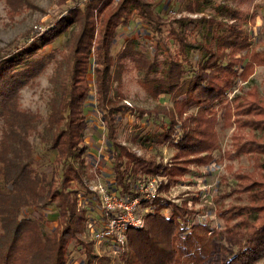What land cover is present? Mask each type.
Masks as SVG:
<instances>
[{
    "label": "trees",
    "instance_id": "trees-1",
    "mask_svg": "<svg viewBox=\"0 0 264 264\" xmlns=\"http://www.w3.org/2000/svg\"><path fill=\"white\" fill-rule=\"evenodd\" d=\"M65 12L56 25L34 35L19 48L0 56V116L8 121L0 143V264H71L70 244L81 243L85 257L81 264L100 259L80 233L86 223L80 191H92L84 181L83 168L88 143L84 103L89 96L88 71L91 55L95 60L96 105L108 125L113 147L115 183L122 196L142 197L140 206H149L141 227L127 231L126 261L129 264H255L264 257V101L256 98L242 103L239 94L230 92L239 76L264 64V47L253 45L251 33L236 19L239 9L223 4L217 15H181L168 22L156 15L153 0H84ZM193 7H191V10ZM136 12L141 21L159 36L167 34L175 45L166 57L150 58L136 49L135 38H128L119 57L133 56L143 76L141 85L154 97L170 94L173 107L160 118L162 130L144 139L177 145L176 164L146 158L114 136L113 122L127 111L142 117L155 114L129 104H118L109 96L111 68L116 62L111 48L121 24L128 25ZM229 15L228 19L226 16ZM69 49L70 81L66 93L50 113L54 127L50 147L56 151L53 173H38L34 167L32 144L27 140L36 128L35 116L20 109L17 75L34 70L35 54L57 34L73 23ZM157 48L160 46L158 43ZM194 51H198L194 55ZM25 65L24 71L18 69ZM160 64L163 67L160 68ZM196 106L195 112L189 108ZM169 118V122L165 120ZM236 125L233 149L229 156L241 153L254 156V167L236 174V186L217 199L218 214L224 228L206 222H191L187 202L176 203L163 195L144 197L140 184L164 175L160 187L180 180L191 162L210 163L221 147L218 124ZM249 131L242 133L245 128ZM176 140V142H175ZM178 143V144H177ZM246 193L248 203L225 205L230 195ZM55 203L59 209L57 225L48 231L43 216H22L25 207ZM168 209V214L163 209ZM137 212L140 208L137 206ZM106 219V216H104ZM225 233L233 247L223 245V254L214 261L218 250L215 239Z\"/></svg>",
    "mask_w": 264,
    "mask_h": 264
},
{
    "label": "rangeland",
    "instance_id": "rangeland-1",
    "mask_svg": "<svg viewBox=\"0 0 264 264\" xmlns=\"http://www.w3.org/2000/svg\"><path fill=\"white\" fill-rule=\"evenodd\" d=\"M83 1L0 0V56L10 49L21 47L34 35L53 27L63 18L65 12L79 3L83 5ZM223 4H229L241 11L242 16L236 21L251 33L253 45L264 47V0H153L156 15L175 23L181 15H217L221 18L223 13L219 9ZM226 17L230 18L229 15ZM168 26L163 27L159 36L154 35L136 12L128 25L118 26L111 48L116 62L111 68L109 96L118 104H129L155 113L142 117L138 116L137 111L121 114L117 121L113 122L116 140L146 158L177 165L178 160L174 156L178 149L177 145L144 139L146 134L162 130L160 118L173 107V97L168 93L158 97L152 96L139 81L143 71L137 68L133 56L119 57L127 39L135 38L136 49L150 58L155 56L160 60L163 59L168 51L175 49L172 39L166 36ZM77 30L78 23L75 22L67 30L57 34L34 55L37 60L34 70L29 74L22 72L21 75H17L21 82L18 88L19 107L27 111L26 113L33 114L36 119V128L30 130L27 136L36 160L33 165L38 173L45 172L48 179L52 176L56 155V151L50 147L55 129L51 126L49 117L54 105L59 103L69 86L68 54L72 35ZM158 43L160 46L157 48ZM197 52L194 51V55ZM161 67L163 64H160ZM24 68L25 65L22 64L18 69L24 71ZM88 80L91 88L83 106L87 119L85 139L88 143L84 155L86 165L83 168V177L92 191L87 192L86 189L80 191L82 206L86 209V223L80 236L91 244L100 257L92 264H129L126 261L125 252L128 247L125 243L120 244L112 236L95 238V230L106 224L104 218L106 213L102 208L101 197L111 193L122 194L115 183L114 163L110 154L113 145L108 138V125L102 111L96 105L93 54ZM230 94L231 97L239 94L242 103L256 98L264 101V64H257L252 72L239 76ZM189 111L199 116L196 106H191ZM165 120L169 122L168 117H165ZM222 124V121L218 124L221 147L214 152L216 159L205 164L189 163L180 180L170 182L167 187L158 186L156 190V194L172 199L176 203L182 204L186 201L189 209L192 210L191 222H206L219 230L224 228L225 223L218 214V197L236 186L237 173L249 171L254 167V156L251 154L229 156L233 149V131L236 125L224 127ZM7 128H9L8 121L0 116V143ZM246 131H249L248 127L242 133ZM155 179L158 183L167 181L164 175H157ZM142 183L145 185L146 181ZM144 197L149 198L148 195ZM224 203L226 206L246 204L248 196L246 193L235 192L228 195ZM137 206L142 215L150 209L149 206H140V202ZM163 212L168 214V209H163ZM22 216H43L46 230L51 231L58 223L59 209L55 203L45 206L30 205L24 208ZM215 242L218 250L213 258L214 261L223 254L221 248L223 245L233 247L225 233L219 234ZM69 247L71 264H81L85 257L84 247L76 242H72ZM255 264H264V257Z\"/></svg>",
    "mask_w": 264,
    "mask_h": 264
},
{
    "label": "built area",
    "instance_id": "built-area-1",
    "mask_svg": "<svg viewBox=\"0 0 264 264\" xmlns=\"http://www.w3.org/2000/svg\"><path fill=\"white\" fill-rule=\"evenodd\" d=\"M155 177L146 180V184L141 182L140 189L149 197L156 194L157 187L160 183ZM154 179V180H153ZM156 181V183H154ZM142 197L135 196L126 198L114 193L106 194L101 197L102 208L106 213L105 223L102 227L95 230V238H109L112 236L120 244H126V231L130 227H141L144 224L143 215L137 212V205Z\"/></svg>",
    "mask_w": 264,
    "mask_h": 264
}]
</instances>
